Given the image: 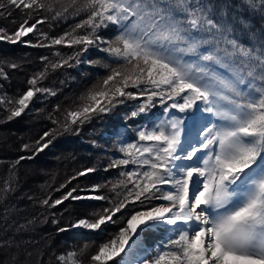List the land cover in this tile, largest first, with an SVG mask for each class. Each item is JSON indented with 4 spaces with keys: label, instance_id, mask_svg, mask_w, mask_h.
Listing matches in <instances>:
<instances>
[{
    "label": "snow or ice",
    "instance_id": "1",
    "mask_svg": "<svg viewBox=\"0 0 264 264\" xmlns=\"http://www.w3.org/2000/svg\"><path fill=\"white\" fill-rule=\"evenodd\" d=\"M57 2L7 0L8 5L28 10L29 17L39 10L54 11ZM244 2L250 9L264 11V0ZM76 4L77 0H70L63 11H55L53 19L61 18ZM5 7L0 3V8ZM81 12L88 13L86 19L51 43L84 45L87 51L100 41L107 45L100 51L120 63L82 97L77 110L67 113L68 123L83 124L125 99L140 97L146 101L131 112L132 117L147 112L156 97L161 103L172 101L165 113L175 109L181 114L141 127L136 140L121 143L122 158L110 167L134 166L121 171L123 179L112 185L113 191L124 189L123 198L114 207L93 213L95 218H79L71 225L103 231L108 223L117 222L114 217L129 204L138 206L126 219L121 217L123 226L118 232L99 244L90 256L91 264H132L130 249L137 253L135 264H264V33L258 46L246 45L233 35V24L214 18L212 8L199 0H83L72 15ZM42 23L37 19L29 24L25 19L14 33L0 28V40L21 41ZM109 24L118 27V34L114 40H103L96 33ZM80 29H87V34H77ZM221 38L226 45L223 49ZM213 41L215 46L210 47ZM212 65L227 71L217 73ZM58 66L62 64L53 68ZM28 83L33 87L18 99L0 98V105L11 106L8 120L19 117L36 93L48 91L35 87V77ZM49 135L45 132L37 141L34 153L48 147L51 140L41 141ZM23 149L28 150L29 145ZM25 158L33 157L21 156L16 163ZM98 188L94 186L92 191ZM75 191L50 206L69 198L108 199L75 196ZM152 201L160 203L148 206ZM42 203L48 205L49 201ZM161 228L168 238L149 255L140 237ZM87 247L85 244L81 254ZM76 256L72 251L58 260L82 264Z\"/></svg>",
    "mask_w": 264,
    "mask_h": 264
},
{
    "label": "trees",
    "instance_id": "2",
    "mask_svg": "<svg viewBox=\"0 0 264 264\" xmlns=\"http://www.w3.org/2000/svg\"><path fill=\"white\" fill-rule=\"evenodd\" d=\"M192 2L196 3L197 0ZM0 3L6 5L0 8V28L8 33H14L25 19L29 20V24L37 19L44 21L21 41L0 40V69L3 70V74H0V98L18 99L33 87L28 81L34 77L37 78L35 87L48 90L36 93L29 101L28 108L11 120H8V108L11 106L0 105V264L10 257L14 260L9 264H61L59 254L72 252L73 246L76 259L82 264H91L90 256L96 252L99 244L118 232L123 226L121 217L126 219L138 206L129 204L126 210L117 213V222L106 225L104 232L77 231L71 229V225L82 217L95 218L93 213L112 208L115 202L123 198L124 189L113 191L112 185L123 179L119 176L121 171L131 170L134 166L110 167L114 160L122 158L119 152L121 143L136 140L137 130L141 127H151L181 114L175 109L165 113V107L172 101L161 103L160 98L156 97L147 112L132 117L131 112L146 101V97H140L136 100L125 99L124 103L117 104L108 112L92 115L83 124L68 123L67 113L77 110L83 103L82 97L120 62L100 51V48L107 47L100 41L88 46L87 51H84V45L51 43L53 39L71 33L77 23L86 19V12L72 15L83 0H77L75 7L69 8L57 19H53L55 11H63L70 0H59L53 4L54 11L39 10L31 17L28 10L8 5L7 0H0ZM199 3L211 7L214 18H223L233 24L236 29L233 35L241 42L258 46L259 38L264 33V11L250 9L244 0H199ZM87 32V29L77 30L79 35H86ZM96 34L103 40H114L118 27L109 24L106 28L98 29ZM214 46L213 41L210 47ZM225 47L221 38L220 48ZM65 60L67 64H63ZM54 64L62 66L53 68ZM105 65L110 67L106 68ZM212 67L217 73L227 71L217 65ZM66 123L67 130L64 127ZM45 132L50 135L41 143L48 140L51 143L41 152L34 153L37 141ZM24 145H29V149L24 150ZM21 156L33 158L16 163ZM86 169L93 171L79 175ZM94 186L99 188L93 192ZM73 189L76 190L73 192L75 196L92 192L108 199L69 198L60 205L50 206ZM44 200H48L49 204H43ZM109 200L113 203H109ZM157 203L160 202L152 201L148 206ZM53 220L57 223H53ZM62 228L66 230L59 231ZM156 232L157 243L162 245L168 236L164 237V233L161 235L160 230L148 234ZM85 244L88 247L81 254L80 250ZM33 251L35 258L32 260ZM7 252L9 256L2 254ZM110 264H116V261Z\"/></svg>",
    "mask_w": 264,
    "mask_h": 264
},
{
    "label": "rangeland",
    "instance_id": "3",
    "mask_svg": "<svg viewBox=\"0 0 264 264\" xmlns=\"http://www.w3.org/2000/svg\"><path fill=\"white\" fill-rule=\"evenodd\" d=\"M1 135V134H0ZM30 171V170H29ZM33 187H34V185H32ZM86 195H96V194H94V193H88V194H86ZM85 195V196H86ZM91 200H93V199H91ZM83 218V217H82ZM114 219L117 221V219L114 217ZM112 224H114V223H108L107 225H112ZM71 229H74V230H77V231H79V230H84V229H79V228H71ZM160 230V232L163 230L162 228L161 229H156V231H159ZM86 231H88V230H86ZM93 232H96V231H93ZM102 232H104V230L102 231ZM106 234H108V232H105ZM104 233V234H105ZM164 233V237L165 236H168V233H166V232H164V231H162L160 234L162 235ZM147 234V235H146ZM156 234H158V232H156V233H145V234H143L141 237H140V239H141V243L143 244V246H144V248H147V249H149V255H153V254H155V251H156V249H157V245H159L158 243H157V236H155ZM148 237V238H146L145 239V237ZM152 236H154V237H152ZM105 242V241H104ZM44 247H46V245H44ZM74 252H76V249L74 248V246H73V249H72ZM48 251V250H47ZM130 251V256L128 257V259L132 262V264H135V257H136V251L135 250H129ZM69 252V251H68ZM68 252H66L65 254H62V253H60L59 254V256H61V255H67V253ZM95 253V252H94ZM135 253V254H134ZM2 254H4V256H9V253L7 252V253H2ZM29 254V253H28ZM35 253H34V251H33V253H32V260L35 258V255H34ZM93 254V253H92ZM91 254V255H92ZM141 255H142V253H141ZM77 257V256H76ZM14 260V258H11L10 257V259H6V260H2V262H4V264H9V263H11L12 261ZM29 260V259H28ZM117 260H119V258H117ZM29 262H31L32 263V261H30L29 260ZM35 264V263H34Z\"/></svg>",
    "mask_w": 264,
    "mask_h": 264
},
{
    "label": "bare ground",
    "instance_id": "4",
    "mask_svg": "<svg viewBox=\"0 0 264 264\" xmlns=\"http://www.w3.org/2000/svg\"><path fill=\"white\" fill-rule=\"evenodd\" d=\"M135 254V253H134Z\"/></svg>",
    "mask_w": 264,
    "mask_h": 264
}]
</instances>
